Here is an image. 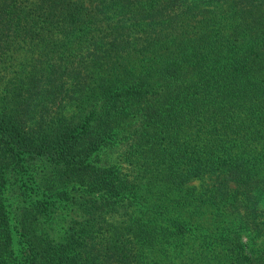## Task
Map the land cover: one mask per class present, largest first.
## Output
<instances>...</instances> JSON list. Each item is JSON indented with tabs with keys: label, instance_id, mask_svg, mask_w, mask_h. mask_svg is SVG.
<instances>
[{
	"label": "trees",
	"instance_id": "trees-1",
	"mask_svg": "<svg viewBox=\"0 0 264 264\" xmlns=\"http://www.w3.org/2000/svg\"><path fill=\"white\" fill-rule=\"evenodd\" d=\"M263 200L264 0H0V264H264Z\"/></svg>",
	"mask_w": 264,
	"mask_h": 264
},
{
	"label": "rangeland",
	"instance_id": "rangeland-1",
	"mask_svg": "<svg viewBox=\"0 0 264 264\" xmlns=\"http://www.w3.org/2000/svg\"><path fill=\"white\" fill-rule=\"evenodd\" d=\"M12 62H13V61H12ZM6 70H7V68H6ZM9 70H10V69H9ZM9 70H7L6 72H8ZM119 152H120V151H119ZM119 152H118V153H119ZM118 153H117V151H115V152H113L112 154H110L109 156H110V160H111V162H113V163H115V164H118V165H121V164H119L121 161L118 163V162H117V159H116V154H118ZM112 160H113V161H112ZM261 206H262V211H261V212L264 214V200L262 201V205H261Z\"/></svg>",
	"mask_w": 264,
	"mask_h": 264
}]
</instances>
